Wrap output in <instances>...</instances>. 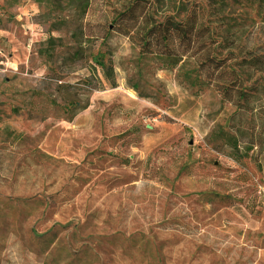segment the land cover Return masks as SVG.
I'll return each instance as SVG.
<instances>
[{"label": "rangeland", "instance_id": "obj_1", "mask_svg": "<svg viewBox=\"0 0 264 264\" xmlns=\"http://www.w3.org/2000/svg\"><path fill=\"white\" fill-rule=\"evenodd\" d=\"M124 1L0 0V264H264V148L235 154L194 59L111 30L117 85L88 92L79 31ZM225 3L264 46V0Z\"/></svg>", "mask_w": 264, "mask_h": 264}, {"label": "trees", "instance_id": "obj_2", "mask_svg": "<svg viewBox=\"0 0 264 264\" xmlns=\"http://www.w3.org/2000/svg\"><path fill=\"white\" fill-rule=\"evenodd\" d=\"M225 0H191L178 5L177 0H125L113 9L112 16L84 25L89 37L101 39L91 56L93 72L84 84L88 92L117 85L114 54L107 42L111 30L126 36L141 55L183 56L195 60L205 80L237 111L226 121L236 135H226L239 154L243 149L264 148V46H247L230 33L226 21ZM246 45V46H245ZM80 56V50L73 58ZM100 68L102 78L94 77ZM71 100L68 109H76ZM80 105V109L85 108ZM257 161L259 159H256ZM259 162H261L259 160Z\"/></svg>", "mask_w": 264, "mask_h": 264}, {"label": "crops", "instance_id": "obj_3", "mask_svg": "<svg viewBox=\"0 0 264 264\" xmlns=\"http://www.w3.org/2000/svg\"><path fill=\"white\" fill-rule=\"evenodd\" d=\"M158 56H163V55H158ZM166 57L168 61H174V58H177V56H163Z\"/></svg>", "mask_w": 264, "mask_h": 264}]
</instances>
